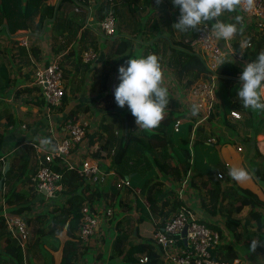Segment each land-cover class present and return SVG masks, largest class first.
<instances>
[{"label":"trees","instance_id":"16d2710c","mask_svg":"<svg viewBox=\"0 0 264 264\" xmlns=\"http://www.w3.org/2000/svg\"><path fill=\"white\" fill-rule=\"evenodd\" d=\"M119 3L118 6H112V10L118 27H125L126 24L136 21V13L141 4V9L148 7L153 0H114ZM74 0H59L57 4L50 3L49 0H0V31L6 28L9 34H14L18 30H27L38 32L41 30L44 21H46L45 30L52 31L50 40L52 47L56 48L60 38H65L66 43L73 42L75 45L68 50L69 55L73 52V63H79L80 51L84 48L95 47L94 34L90 29L83 28L84 17L78 13H69L70 6ZM156 6V5H155ZM109 8L108 0L98 2L96 8L92 10L94 23L103 18ZM153 8L147 10L143 16L145 22H135V30L140 31L149 23L147 32L156 35L160 32L158 22L153 18ZM237 14H243L239 12ZM235 13H225L222 20L232 21ZM251 24L246 23L245 29L250 28ZM91 28H96L93 25ZM127 28V27H126ZM128 31L129 27L127 28ZM116 32H119L116 30ZM183 33V36H192L196 33ZM245 32V31H244ZM234 37V48L238 49L239 37ZM244 39L250 40L252 44V58L260 53V48L264 44V35H258L247 32ZM15 41L14 38H10ZM114 48L105 56L103 65L96 73H93L91 82L92 89L101 94L97 99L105 111L114 109L117 106L114 93L108 91V84L113 72L118 73L121 65L126 66L129 58H134L135 53L132 47V40L129 37H116L113 39ZM185 46V45H184ZM169 54L166 64L178 76L189 74L185 81L184 90H188L198 79L211 82L210 72L205 67L200 57L188 50V47H179L168 44ZM0 49V53L5 52ZM19 51L24 56L26 52L38 61L39 47L30 45L19 46ZM136 57V56H135ZM10 55L5 59L0 57V120L5 119L4 129L15 124V118L6 106H1L3 98L10 93L15 97L21 91H30L29 87L17 88L19 84L24 83L26 77L17 78L10 75L9 66ZM48 62V61H47ZM46 62V63H47ZM59 64H64L58 60ZM21 66L19 70H21ZM242 68L235 64H225L216 68L215 94L219 96L222 111L219 113L220 122L230 127L229 136L216 134V142L208 141V133L205 131V124H195L193 117H184L185 111L171 109L165 115L164 120L158 128L151 131L142 130L136 126L135 118L128 108L123 110L124 125L120 133L115 132L111 124H102L97 133V145L93 156L95 158H106L113 149L109 161V169L113 176H128L129 187L127 192H132L136 196L133 201L121 199L120 190L115 184L109 186L110 200L104 202L106 205H112L115 208H135L138 212L136 220L162 219L169 215L172 210L184 201L178 197L177 192L172 185L165 186V181L181 182L187 180V184L197 190L200 208L208 214L209 217L219 215L223 219V226H218L220 240L216 246V257L225 262L232 263L240 256L241 248L251 252V241L256 239L264 242V198H260L252 190L235 185H224L215 176L217 173H223L225 179L229 180V167L224 164L218 155L216 145L220 143V138L224 137L226 141L231 140V136H237V128L231 125L229 118L230 109L240 110L245 114L241 121L240 143L245 148L242 164L254 172L252 180L264 189V159L260 155L255 145V137L260 133L259 115L264 112L245 109L237 97V90L240 87L239 74ZM63 70V75H64ZM119 84L117 79L116 85ZM98 85V86H97ZM97 86V87H96ZM232 91L233 100L229 99V91ZM170 105H177V101L169 96ZM38 102L44 103V100L38 99ZM214 108L209 112L207 119L209 126H213L212 121ZM73 117L77 116V111H72ZM182 120L177 131L173 130V123L176 119ZM210 135V133L208 134ZM93 142L92 140L90 141ZM4 145V130L0 131V178H2L0 193L4 192V186H8V192L4 194L5 203L9 208L3 209L0 204V239L6 238L7 242L4 249L0 251V259L10 261L12 264H32L24 261L23 250L13 233L9 231L3 222V212L8 214H23L30 230V237L37 241L46 237L57 239L60 234H64L60 245H52L53 251L59 250V258L56 264H77L78 259L89 248L85 244L88 238L80 236V223L82 218L81 208L83 205L92 207L99 203L105 196L106 190L88 182L85 177L77 172L76 167L65 168L61 164L54 165L56 172L61 174L62 189L56 192V195L63 196L61 204L53 203L48 205L46 212L25 215V209L30 210V204L34 203L28 199L33 192V187L29 186L27 192L16 189L18 183H29L30 174L34 173L35 167L32 162L33 147L29 139L21 138L13 141L10 148V157L4 160L9 162L5 173L2 147ZM135 188L138 192H135ZM140 194V196H139ZM112 195L116 197L112 198ZM34 198L43 202V193H36ZM132 202V203H131ZM147 204H146V203ZM132 204V205H131ZM44 205V204H43ZM250 208L243 219L233 217L234 213H239L243 206ZM45 206V205H44ZM8 209V210H7ZM212 224H215L211 222ZM117 232L110 239L111 248L108 258L110 261L119 258L118 264H134L138 255L147 254L148 260L145 264H162L159 258L156 246L153 243L152 235L148 239L135 240L138 237L136 227L121 229L120 219L114 222ZM136 229V233L133 231ZM224 231L226 234H224ZM228 236L231 241L225 238ZM240 243L242 247L235 246L233 243ZM108 249V248H106ZM255 251L264 252V246L258 247ZM50 254V253H49ZM245 254V253H244ZM51 258L52 255L50 254ZM52 264L54 259L52 258ZM30 261V260H29ZM114 262V261H112ZM8 264V262H7Z\"/></svg>","mask_w":264,"mask_h":264},{"label":"built area","instance_id":"2783aa9c","mask_svg":"<svg viewBox=\"0 0 264 264\" xmlns=\"http://www.w3.org/2000/svg\"><path fill=\"white\" fill-rule=\"evenodd\" d=\"M90 1L74 0L73 3V12H79L81 9L86 12L83 28L90 29L95 25L103 36H112L116 30L112 0H108L109 8L103 18L95 23L90 9ZM243 14L251 24L252 33L264 35V0H255L254 9L243 12ZM208 31L209 29H203L192 36H185L181 40L182 44L189 48L188 50L200 57L210 72L211 82L198 79L185 95L186 103L190 105L198 103L200 105V112L197 116L203 120L206 119L214 104L215 79L217 76L215 71L218 67L215 64L214 57L220 52H227L233 56L234 63L232 64L240 68L255 59L252 58L251 42L250 47L243 49L242 41L244 39H241L238 42V49H235L234 39L217 42ZM20 44L26 45V42L21 39ZM261 51H264V44L260 48ZM97 55L95 47H88L80 51L79 59L81 62L89 64L97 58ZM31 85L39 89L41 98L49 108L60 106L65 99L63 68L57 59H51L47 63L36 66L33 70ZM183 110L186 111V109ZM229 116L232 119H239L240 113L236 109H230ZM195 119L197 120V117ZM181 122L180 118L176 119L173 123L174 131L178 130ZM89 123L88 120L81 118H65L62 123L63 135L58 139H54L55 152L42 151L39 145L33 144L35 148L33 156L35 171L29 176V184L36 193L56 196V192L62 189L61 174L53 168L54 165L60 164L65 168L76 167L77 172L85 177L88 182L101 186L105 176L110 171L109 168H105L98 160L99 158L75 159L80 147L84 145L90 135ZM22 127L24 126L22 125ZM262 134L256 144L259 153L264 158V133ZM208 141H213V138L210 137ZM112 153L113 149L110 150L107 157L110 158ZM216 177L223 179L224 175L223 173H217ZM129 185L128 176H116L115 186L118 190L122 191ZM134 190L136 193L138 192V189ZM2 207L5 208L3 205ZM115 210V207L102 208L98 205L92 207L83 205L81 208L80 236L82 238L92 236L96 232L99 223L109 219ZM2 217L4 225L13 233L21 249L24 250V246L30 237L25 216L23 214L10 215L3 212ZM152 238L162 264H228L219 260L215 255L216 246L220 240L217 228L189 205L178 204L169 215L154 220L152 223ZM147 260V254H140L134 264H145Z\"/></svg>","mask_w":264,"mask_h":264},{"label":"crops","instance_id":"0c3cea01","mask_svg":"<svg viewBox=\"0 0 264 264\" xmlns=\"http://www.w3.org/2000/svg\"><path fill=\"white\" fill-rule=\"evenodd\" d=\"M58 1L59 0H55L53 2L49 1V2L57 4ZM100 1L101 0H93V3H91L92 4V10H93V8H96L97 3ZM112 2H113V6L119 5V3L114 1V0H112ZM166 2H167V0H161V2L159 4H157L156 0H153L152 3H150V5L148 7L147 6L144 7V10H143L144 12L142 11L143 13H140V14H138V12L142 10L140 8L141 4L139 2H136V4L139 6L138 11L136 13V21L128 23V25L126 24L125 27H118L116 24V30L119 32H116V30H115V33L110 37H104L98 28L97 29L96 28H94V29L90 28L94 34L95 48H96V52L98 55H97V58L89 64H85V63L81 62L80 60H79V63L76 65L73 63V58H74L75 52H73L74 54L71 53L69 55V53L67 51L69 49L72 50L70 47L75 45V43H73V42L66 43L65 38H60L58 44H56V45H58V47L56 46V48L52 47V43H51L50 52H51L52 56L49 57V55H45L44 61H42V51H41L40 46H38V43L34 42V37L37 38L39 36H42V34H44L43 32L46 28L45 27L46 21H44V24H43L41 30L38 32H30L27 30H18L14 34H9L6 30V28L1 30L0 31V49H5L6 51L0 53V57H1V59H5V57L7 55H10L9 66L13 67L10 70V75H15L17 78H24V77H26V75H24V73L26 72V70H25L26 67L32 66L35 68L36 66H39L40 64L46 63L47 61L51 60V58L52 59L57 58L58 60H60L64 63L63 66L66 69L63 68L64 72H65L63 77L65 79V84L67 85V87L65 88L66 94H65V99L63 102H64V105H66L68 107L67 110L66 109H64V111L58 110V112H57L56 109H55V111H53L54 109H50L49 107H47L45 105V103L38 102V99H41L40 92H39L38 88L31 85L32 74L30 73V75H29L30 78H27V80L23 84H19L17 87V88H20V86L26 85L27 87L31 88L30 91H21L17 97H15V95L13 93H10L9 95H7L3 98V103L1 106H6L11 111L13 117L15 118V124L10 125L7 128L5 127V129H4L5 119L2 118L0 120V127H1L0 131L4 130V145L2 147L3 157H1V160L3 161V163L5 164V162H8V161H5L4 158L10 157V148H11L14 140L21 139V138L29 139V141L33 147V144L39 145V140L37 139L38 137H40V138L48 137L52 140V142L54 144V142H55L54 139H58L63 135L62 123H63L64 119L67 117H70L67 115H70V114L75 115L72 113V111H74V110L77 111L76 114H79V112L83 109L84 110H90L94 114H97L98 112L99 113L100 112L101 113H107V112L118 111V114L121 117V125L123 127L124 120H123L122 115H123V110L126 109V106L123 108H121V107L116 108V110L111 109L109 111H105L103 109V106L100 103H98V101H97V99L101 96V94L96 93L95 92L96 90L92 89V87H91V82L93 79V73H96L98 71V69L104 63L105 56L113 50V48H114V42H112L113 39L116 37H129L132 40V47L134 49V53L136 56V57L134 56V58H138L140 56H147L148 54H156L160 58V62H161L163 72H164V79L168 80L165 76L166 73L171 74V75L173 74L171 71H168V69H167L168 66L166 64V59H167V56L169 54L168 44L176 45L179 47H185L182 44L181 40L186 35L183 36L182 32H179L178 30H175L172 28V25L177 21V19L179 17V8L175 7V10L172 11V13L170 15H168L167 9L166 10L164 9V5L168 4ZM170 5H173V4L170 3ZM73 6L74 5L72 3V5L70 6L71 10H69V13H71L73 11ZM150 8H153V10H152L153 11V18L159 24L158 26H159L160 32L156 35L150 34L146 31L149 23L148 24L145 23V27L143 29H141L140 31L135 30V25H136L135 22L142 21L143 16L146 14L147 10ZM161 10H165V11H161ZM173 17H176V19H173ZM142 22H145V21H142ZM126 27L127 28L129 27V30L132 29L133 32L128 31ZM250 29H251V26H250ZM249 33H252V32H249ZM51 34H52V31L50 30L49 37H51ZM101 37L103 39H101ZM10 38H14L15 41H11ZM21 39L26 42V45H24L25 47H28L27 43H29V46L35 45V46L39 47L40 59L38 61H36L31 56V54H29L28 52H26V54L24 56L21 54V52L19 51V46L21 45L20 44ZM102 40H104L103 46L100 49L98 43H99V41H102ZM240 40H241V37H239V41ZM56 49H58L59 51H56ZM20 66L22 67L21 70H19ZM112 74H114V75H113L112 83L108 84V91L111 93H114V88L116 87L115 85H116V82L118 79V73L113 72ZM188 76H189V74L182 75L181 80L177 76V78L175 77V80L177 82L185 81L183 78H186V80H187ZM172 107H173V105L169 104L166 111L171 110ZM185 113H186V111H185ZM100 116H102V115H100ZM77 118L85 119L82 116L77 117ZM114 122L103 121V123H101V125L107 123V124H111L113 126ZM22 125L24 127H22ZM113 128H114V126H113ZM115 132H117V131L115 130ZM260 135H263L262 132L258 133V136H260ZM235 137H237V136H235ZM235 137H233V136L230 137L234 147H235V144H234L235 140L233 138H235ZM93 142H94V148H96L97 140H94ZM256 146H257V144H256ZM83 148H85V145L80 147V149H83ZM244 150H245V148L242 146V154L238 152L239 155H238V157H236L228 148H226L225 146H220L218 148V155H220L219 156L220 160L224 164H226L229 168H231L232 166L230 164H228L225 161V159L223 158V152H224V155L227 159H230V161H234L238 166L243 167L242 159H243ZM85 153H87V152L82 150V154H85ZM34 154H35V148L33 147L32 162H33ZM78 154L75 157L76 160H78V157H77ZM85 158H95V157L93 155H88L87 157L84 156V159ZM98 160L100 161V163H102V165L105 168H109L110 158H108L106 156V158H99ZM8 166H9V162H8ZM218 180L221 181L224 185H231V183H234L235 185H239L241 187L248 188V189L252 190L253 192H255L260 198H262V199L264 198V189H262L252 179L246 183L241 184V183H237L232 178H230L229 180H226L225 175H224L223 179H218ZM181 182L183 185L189 186L187 184L186 179H184ZM177 183L178 182H170V181L166 180L165 186L172 185L174 187V190L176 191V188L178 185ZM29 186H31L29 183H24V184L18 183L16 185V189L20 190L22 192H27V188ZM109 186H110L109 184L103 185L104 190H106L105 195H107V197H110V192L108 191ZM8 189H9V187L7 185L4 186V192L2 194L4 195L6 192H8ZM135 189H137V188H135ZM3 195L2 196L0 195V201L4 197ZM178 196H182V195L179 194ZM30 198H32V197L30 196L28 199H30ZM112 198L115 199L116 197H114L112 195ZM186 198L187 197H184V196L181 197V199L183 201L186 200ZM31 201H32V199H31ZM125 201H126V199H125ZM103 202H104V199L102 198L99 203H96V205L101 206L100 203H103ZM187 204L194 207L193 209L194 210L196 209V211L199 212L200 215L210 223H211V219L222 218L219 215L209 217L208 214L205 213L200 208L198 198H195L193 200L188 199ZM5 208H9V206L6 203H5ZM5 208H3V209H5ZM249 208L250 207L248 205L243 206L239 213L233 214V217L243 219L245 217V215L247 214ZM122 209H124V208H118V212H120ZM42 212H46V211L42 210ZM133 213L131 216L136 218L138 214H136L135 212H133ZM124 215H125V212L122 216H120V218H122V217L125 218ZM154 220H159V219H154ZM109 222L110 221L100 222L98 228L96 229V232L92 236L88 237L85 240L84 245H87L89 248L79 258L78 264H85V263L86 264L87 263L88 264H113L112 261H114V264H118L119 258H115L112 261H110L108 258L109 251L111 248V241H110V245L108 246V249H106V247L103 243V238L105 237V231H106V229L110 228ZM121 222H122V220L120 221V223ZM127 223H130V220L126 221V224ZM122 225L120 224V225H118V227L123 228ZM127 226H130V225H126L125 227H127ZM222 226L223 225H221V227ZM224 234H226L225 231H224ZM225 239L227 241H231L228 236H226ZM6 242H7V239L5 237L0 239V251H2L4 249V245ZM231 243L234 244L233 241ZM234 245L237 247L238 246L242 247L240 243H235ZM24 250H23V254H24ZM241 250L243 252L240 251V256H238L232 262V264H264V252L253 251V252H249L246 254L247 251L244 248H241ZM57 252H59V251L57 250L55 252L56 254L54 257V263L53 264H56V262L58 261L59 253L57 255ZM26 255H27L28 259L25 260V258H24L25 262H27V263L31 262L32 264H37V263L33 262V259H34L33 257L35 255H33V253L30 250H28L26 252L25 256ZM7 262H8V264H12L10 261H3V259L2 260L0 259V264H7Z\"/></svg>","mask_w":264,"mask_h":264},{"label":"clouds","instance_id":"9594fccd","mask_svg":"<svg viewBox=\"0 0 264 264\" xmlns=\"http://www.w3.org/2000/svg\"><path fill=\"white\" fill-rule=\"evenodd\" d=\"M157 4L161 0H156ZM174 7L179 8V17L172 28L182 33L209 29V33L220 41H231L237 35H243L245 21L242 14H236L232 21L222 20L225 13L248 12L254 9L255 0H172ZM250 40L242 41V48L250 47ZM243 52V51H242ZM241 52V53H242ZM216 66L234 63L233 56L220 52L214 57ZM119 84L114 88V99L117 106L125 105L135 118L136 126L151 131L158 128L166 115L170 103L169 90L164 86V72L160 58L148 54L138 58H129L126 66L118 68ZM240 87L237 97L245 109L264 112V51L254 60L246 63L239 74ZM190 114L197 116L200 105L192 103ZM42 151H56V145L48 137H38ZM229 176L237 183H246L253 178L254 172L246 167L233 166ZM264 246V242L252 240L251 252Z\"/></svg>","mask_w":264,"mask_h":264},{"label":"rangeland","instance_id":"374dc122","mask_svg":"<svg viewBox=\"0 0 264 264\" xmlns=\"http://www.w3.org/2000/svg\"><path fill=\"white\" fill-rule=\"evenodd\" d=\"M51 2L55 1V0H49ZM93 3V0L90 1V4ZM168 4H165L164 5V9L166 10L167 9V14L170 15L172 13V11L175 10V7L173 5H170V3L172 4V0H167ZM98 4V3H97ZM90 9L92 10V4L90 5ZM71 10V8H70ZM165 10H161V11H165ZM143 10L139 11L138 14L140 13H143L142 12ZM75 13H78L80 15H82L83 17H85L86 15V12L84 9H81L79 12H75ZM237 13H235L236 15ZM174 16V15H173ZM173 19H176V17H173ZM247 17L244 16V21H245V24L248 23L249 24V21H247ZM90 31H92L90 29ZM247 32H253L252 30V27L251 29L249 28L248 29H245V32L243 33L241 37V39H244V36ZM44 34H42V36H39L37 38L34 37V42H37L38 43V46H40L41 48V51H42V61H44V56L45 55H49V57L52 56L50 50H51V40H50V37H49V34H50V29H46L44 30L43 32ZM103 37V36H102ZM101 37V39H103ZM105 37V36H104ZM103 41H99V47L101 49V47L103 46ZM113 42V41H112ZM28 44V47H29V43ZM58 47V45H57ZM61 48V47H60ZM56 51H59L58 49H56ZM52 59V58H51ZM53 59H57V58H53ZM80 60V59H79ZM58 61V59H57ZM62 68H65L63 65H62ZM66 69V68H65ZM168 71H171L173 74H168L166 73V78L168 80H165L164 79V86L168 88L169 90V96L173 99H175L177 101V105H173L172 109L174 110H177V111H183V109H186V114L184 117H190L188 115H191L190 114V111H189V108H190V104L189 103H186V93H187V90H184V84H185V81H186V78H183L185 81H181V82H177L175 80V77L177 78V74H175V72L170 69L169 67L167 68ZM26 72L28 74V78L30 73L33 74V70H34V67H26ZM64 70V69H63ZM113 75H111V78H110V81H109V84L112 83V79H113ZM181 80V77L178 76ZM64 78V77H63ZM189 78V76H188ZM216 82V81H215ZM23 84V83H21ZM64 86L65 88L67 87V85L65 84V79H64ZM22 87H27L26 85L25 86H20V88ZM229 99L233 100V94H232V91L230 90L229 91ZM183 94V95H182ZM218 105H221V102H220V99H219V96L218 95H214V104H213V107L214 108V111H213V115H212V121L214 122V125L213 126H209L208 125V122H206L205 120L203 119H200L198 118V116H195L197 117V120L195 121L197 124H205V131L206 133H210V135L207 134V138L208 137H212L213 138V143L216 142V134L219 133L221 134V136H229V131H230V127L228 126H225L224 124H222L220 122V117H219V113L222 111V107H218ZM126 106V105H125ZM116 108H119L116 107ZM116 108H114L116 110ZM126 108H128L126 106ZM50 109H54L53 111H55V109L57 110H62L64 111V109H68V107L66 105H64V102L61 106L59 107H50ZM239 113H240V118L239 119H232L230 116L228 117L231 125H235L236 128H237V137L233 138L235 141V147L234 145L232 144V142L230 141H226L224 137H221L220 138V143H218V145H216L217 149L220 147V146H225L226 148H228L236 157H238L239 153L242 154V144L240 143V138L241 136L243 135V133L241 132V121H243L244 117H245V114H243V112H241L240 110H238ZM168 110L166 111V114H167ZM69 114V113H68ZM102 115V116H100ZM67 116H70V117H73V115H67ZM82 116L83 118H85L86 120H88L90 123V127H89V130H90V135L88 136L87 140L85 141L84 145H85V148L83 149H80L79 151V154H78V159H84V156H88V155H93L94 153V142H90L91 140L94 141L96 140L97 138V133L99 131H102L101 129V123H103V121L105 122H114L113 126H114V129L117 131V133H120L122 131V125H121V117L120 115L118 114V111H114V112H107V113H97V114H94L92 111L90 110H81L79 112V114H77V117H80ZM111 116V117H110ZM110 117V118H109ZM194 117V118H195ZM186 118H182L181 117V120H184ZM259 119H260V122H259V127H260V132H264V114L263 115H259ZM1 129V127H0ZM259 139V136L258 134L256 135L255 137V145H256V141ZM257 147V146H256ZM236 150H235V149ZM240 148V149H238ZM82 150L86 151L87 153L85 154H82ZM258 150V149H257ZM237 151V152H236ZM239 152V153H238ZM84 155V156H83ZM220 156V155H219ZM223 158L225 159V161L230 164L232 167L233 166H238L234 161H230V159H227L224 155V152H223ZM239 163V162H238ZM115 178L116 176H113V173L112 171L110 170L108 175L105 176V179H104V182L102 183L103 185H106V184H109V185H112V184H115ZM177 188H176V192L178 193V195H182V196H178L179 198L181 197H187L186 200H184V205H188V199H195V198H198V195H197V190L193 187H190V186H187V185H183L182 182H178L177 183ZM28 186V185H27ZM121 193L120 196H121V199L125 200L126 201H133L134 197L136 196L134 193L132 192H127L126 189H123L122 191H120ZM36 192L33 190V192H31V197L30 199H32L34 201V203L30 204L31 206V209L30 210H27L25 209L24 212L25 215H28V214H35V213H39V212H42V210L44 211H47L48 209V205L50 204H53V203H57V204H61L62 201H63V196H59V195H52V196H46V195H43V202H40L38 200H36L34 198ZM0 195L2 196L3 194L0 193ZM4 196V195H3ZM140 196V194H139ZM107 195H105L104 197H102L104 199V202L107 200ZM125 198V199H124ZM110 200V198L108 199ZM101 201V200H100ZM99 201V202H100ZM103 203H100L101 207L102 208H106V207H113L112 205H106ZM0 203L5 207V199L4 197L2 198V200L0 201ZM132 203V202H131ZM45 206H44V205ZM132 205V204H131ZM192 209L194 207H192L191 205H189ZM114 208V207H113ZM135 212L136 214H138L137 210L135 208H131V209H122L120 212H118V209L116 208L115 212L110 216L109 219L107 220H103V221H110L109 224H110V228L109 229H106L105 231V237L103 238V243L105 245L106 248H108V246L110 245V239L114 236V234L118 231L116 228H115V225H114V222L117 220V219H120V221L122 220V222L120 223L122 225L123 228L121 229H124V228H130L132 229L133 225L134 227L137 228L138 230V237H133V238H136L135 240H139V239H148L149 236L152 235V224L150 222V220L148 219H143L142 221H138L136 220V218H134L132 215L133 212ZM125 212V215L124 217L125 218H120V216H122ZM134 214V213H133ZM127 216V217H126ZM217 216V215H216ZM219 217V216H218ZM130 220V223H127L126 224V221H129ZM223 219L222 218H216V219H211V222L215 223L213 224L216 228H218V226H221L223 225ZM102 221V222H103ZM28 225V224H27ZM126 225H130V226H127L125 227ZM6 227V226H5ZM29 228V227H28ZM30 232V230H29ZM57 239H53V238H42L40 239L39 241L35 240L34 237L32 238L31 237V240H30V243L29 245L27 246V244L24 246V258L25 260L28 259L27 255L25 256L26 252L28 250H30L33 255H35L33 258V262L34 263H37V264H52V258L54 259L55 257V252L56 251H53L51 249V247H53L52 245H55L56 247H58L60 245V242L61 240L64 238V234H60L58 237H56ZM59 251V250H58ZM52 255V258L50 256V254ZM58 253L60 254V252H57V255ZM79 262V259L77 261V264ZM114 264V262H112ZM86 264V263H85ZM88 264V263H87Z\"/></svg>","mask_w":264,"mask_h":264},{"label":"water","instance_id":"95a60500","mask_svg":"<svg viewBox=\"0 0 264 264\" xmlns=\"http://www.w3.org/2000/svg\"><path fill=\"white\" fill-rule=\"evenodd\" d=\"M7 168H8V162H5V164H4V169H3L2 172L5 173L6 170H7ZM1 182H2V178H0V187H1ZM183 232H184V231H183ZM133 233H134V234L136 233V229H134Z\"/></svg>","mask_w":264,"mask_h":264}]
</instances>
